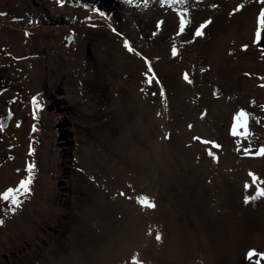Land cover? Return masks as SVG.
<instances>
[{
	"label": "bare ground",
	"instance_id": "1",
	"mask_svg": "<svg viewBox=\"0 0 264 264\" xmlns=\"http://www.w3.org/2000/svg\"><path fill=\"white\" fill-rule=\"evenodd\" d=\"M34 1L30 0L31 19L49 7L48 21L62 22L63 0ZM102 1L104 8L93 9L101 12L90 14L85 26L108 34L112 46L104 41L109 47L99 50L98 56L111 69L98 72L92 83L94 63L84 60L87 71L77 75L74 69L80 65L74 61L69 72L75 76L68 77L72 88L83 91L78 101L96 96L82 120L96 138L89 140L88 147L80 146L81 152L72 150L65 127L62 136L43 139L37 177L31 175L35 168L29 172L27 167L13 179L14 187L21 180L34 181L29 194H17L20 203L25 199L19 213L0 226V264H30L33 259L37 264H132L133 259L139 264H239L237 253L242 248L244 260L238 255L242 264H264L259 257L247 259L253 248L245 244L248 237L264 247V202L244 203L245 197L255 195L257 186L249 173L264 178V157L245 155L246 149L252 153L259 149L250 144L254 116L259 114L257 118L264 122L263 105L256 96L261 88L264 97L260 87L264 69L256 64L264 52L260 56L252 45L257 16L264 6L245 7L257 0ZM115 14L125 24L119 25ZM181 16L186 21L182 34ZM217 20L218 28L210 31ZM150 21L156 26L152 38L145 35ZM207 21L211 23L197 37L195 30ZM4 24L22 39L29 36L25 27H14L6 20ZM86 38L79 44L82 49L88 44ZM125 40L140 55L129 53ZM91 47L96 50L95 44ZM172 48L177 50L176 57ZM202 48L207 51L201 52ZM141 57L150 61L159 85L146 82L147 65ZM185 72L192 84L184 81ZM54 73L47 83V102L54 103L53 109L69 112L73 92L65 85L59 88L63 74L57 69ZM82 74L87 80L81 85ZM161 86L164 97L159 95ZM245 103L256 110L241 107ZM241 110L248 113L246 138L243 129L236 137L231 132L234 116ZM217 119L224 124H217ZM202 121L219 148L211 150L194 139H202L197 125ZM72 152L78 155L74 160L69 158ZM222 152L228 163L224 167L219 163ZM75 162L80 165L75 166L78 176ZM0 177L2 197L13 186L7 187L12 184L4 178L8 174ZM75 179L82 183L85 198L69 210L65 196L74 195ZM139 196L149 197L155 209L137 204ZM3 206L13 210L10 202L0 199ZM260 206L262 212L257 210ZM62 224L64 230L57 236Z\"/></svg>",
	"mask_w": 264,
	"mask_h": 264
},
{
	"label": "rangeland",
	"instance_id": "2",
	"mask_svg": "<svg viewBox=\"0 0 264 264\" xmlns=\"http://www.w3.org/2000/svg\"><path fill=\"white\" fill-rule=\"evenodd\" d=\"M35 1L33 4H35ZM30 3V0H0V16L8 14V19L15 16L18 23L12 25L17 27L23 26L29 31V36L26 39H22L18 36L15 29L10 26L6 27L4 24V28L14 30H2V18H0V175L8 174V177L4 178L12 184L7 185V187L13 186L15 184L13 183L15 176L23 174L26 168H29L31 165H34L31 167L36 169H33V171L31 170V175L37 177L36 173L39 169L38 167L41 165L39 155L43 139L46 137L49 141L51 138L49 135L57 134L59 136L63 134L61 131L62 127H65L64 131L69 135L66 138L68 142H70L72 150L75 148L74 152H76V150L81 152L80 146L88 147L87 143L89 140H95V131L90 129V127L88 128L82 120L85 117L84 111L90 109L91 102L96 96H87L83 102L78 101V97L82 96L83 91L81 89L77 90V88H72V81L70 78L75 76V73L78 75L81 71H87L84 60L94 63L93 73L91 74L93 77L92 83L96 82L98 72L105 73L111 69L108 63L106 66H103L98 56L99 50L112 46V41L108 34L106 32L94 30L93 27L85 26V24H89L88 18L90 14L101 12L94 11L93 9L104 8L105 4L102 0H94L93 2H89V0H63L62 7H60L62 10H60L59 13L62 22L59 20L55 22L51 20L48 21L49 7L45 9V12H43L40 17L31 19L33 16L30 14ZM52 3L54 4L53 1ZM257 6H264V4H261L260 0H257L255 5H246L245 7L255 8ZM54 7L55 5L51 7V10H53ZM122 12L124 11L122 10ZM53 14V17L56 18V13H52V15ZM72 15L75 16V22L71 25H67ZM237 15L239 14H236L235 17ZM115 18L117 22H119V25L125 24L122 17L120 18L117 14H115ZM29 19L31 20L28 21ZM3 21L5 23V20ZM218 21L219 20L213 22V26L209 29L210 31L213 32L218 28V23L220 22ZM152 23L153 21H150L145 34L148 37L151 36L150 38L153 37L152 34L155 33L153 29L156 28L155 24ZM76 25L79 27H74ZM84 35L87 37L86 42L88 44L82 49L79 44L85 42L83 39ZM104 41L111 42V44L107 46ZM93 44H95V51H92L91 46ZM252 45L258 49L257 53L259 55L260 51L264 52V39L259 43H255L254 40ZM131 46L133 47L134 45L131 44ZM200 51L205 52L207 48H202ZM209 54L210 52H208V55ZM261 55V57L257 58L256 64L259 68L264 69V54ZM81 60L83 61L80 64ZM74 61L77 65H80V67L74 69L75 73L73 75V73L69 72V69L73 68ZM56 69L63 74V79L59 88L65 85L69 91L73 92L72 96L70 95L68 99L72 100L69 102L71 104V111L69 112H65L62 108L59 110L53 109L52 106L54 103H48L46 99L48 79L54 78ZM170 77L172 81L175 80L173 74H170ZM86 80L87 77L82 74L80 84H85ZM262 93V89L258 88L256 96L262 103V110L264 112V97L261 96ZM60 96L66 97L63 93ZM87 101L89 102L87 103ZM246 106L249 107L247 103L241 105V107ZM250 109L256 110V108ZM235 110L236 109H234L233 112ZM9 114H11L10 117ZM7 117L10 118L7 122V126L2 128L1 126ZM257 117H259V114L258 116H254L255 122H253V125L256 127L254 131L255 135L250 144H254V148L258 149L264 147V122L261 120L259 121ZM216 121L217 124H224L221 119H217ZM197 125L201 130L202 139L214 141V135L211 130L206 128L204 121L198 122ZM242 146L243 144L239 149H241ZM211 150L213 149L211 148ZM24 154H26L27 158L24 157ZM74 157H78V155L72 152L69 158L74 160ZM219 158V163L222 167L228 165L225 153H219ZM75 166L80 165H76L75 162L73 168L74 175L78 176V174L75 173ZM216 167H219V165ZM227 171V169H222L223 173ZM19 178L20 177H18V179ZM260 180H264V178ZM32 182L29 185V189L31 190L33 185ZM261 187H264V185H261ZM12 188L15 187L13 186ZM72 192L74 195H72L71 198H68L67 195L65 196V207L69 210L73 208L75 202H78V200L82 202V198H85L83 197L84 191L82 183H80L78 179H75ZM256 200L259 201L258 204L261 202L259 205L264 204H262L264 198H258ZM24 203L25 199L21 201L20 205ZM262 207H257V210L260 209L262 212ZM17 213H19V208L10 210L7 206L0 207V220H3V224L0 226L8 224ZM63 227L64 224L59 225L58 229H56L58 232L56 234L57 236L63 232ZM245 244L253 249L261 250L258 251L260 253H264V247L255 244V240L252 238L246 237ZM44 245L45 244H43V246ZM243 249L244 248L237 253L239 264L242 263L239 261L238 255L241 261L244 260ZM30 264H37V261L33 259L30 261ZM243 264H245L244 261Z\"/></svg>",
	"mask_w": 264,
	"mask_h": 264
},
{
	"label": "snow or ice",
	"instance_id": "3",
	"mask_svg": "<svg viewBox=\"0 0 264 264\" xmlns=\"http://www.w3.org/2000/svg\"><path fill=\"white\" fill-rule=\"evenodd\" d=\"M130 2V0H129ZM178 2L183 3L184 0H178ZM261 4H264V0H260ZM236 11H240V8H237ZM211 23V21H207L203 24H201L196 30H195V35L197 37H201L204 33V29ZM157 27H159V24L157 25ZM179 32L182 34L186 28V21L183 18V16H181V18L179 19ZM262 39H264V10H261L257 16V26H256V30H255V42L259 43ZM123 46L125 49H127V51L129 53H133L135 55H140L139 53L134 52L133 47L131 46V44L125 40L123 43ZM244 50H247V45L244 47ZM171 54L173 57L177 56V50L176 48H172L171 50ZM142 59L145 60V64L147 65V71L143 74L146 78V82L151 85L153 82H155L156 84H160L161 82L159 81L156 73L154 72L150 61H148L147 59H145L144 57H141ZM245 75H250L249 73H245ZM183 79L186 83L188 84H192L193 81L190 79V76L187 72H185L183 74ZM261 79H264V77H261ZM260 87L264 88V84H261ZM153 95H156V93H153ZM159 95L161 97L165 96V90L164 88L161 86L160 87V91H159ZM215 95V94H214ZM165 107H167V105L165 104ZM203 118V116L201 117ZM248 113H246L245 111L241 110L239 111L235 116H234V123L231 129L232 135L234 137L240 135V129H243V135L246 138L250 133L248 132ZM189 128L192 127V125L188 126ZM168 137L165 136V139H167ZM195 140L199 141L202 144L205 145H211L212 149H217L220 147V145L216 144L214 141H210V140H204L201 139L200 137H194ZM249 154H253V155H257V156H261L264 157V147L259 148L255 153H252L251 150L246 149L245 150V155H249ZM208 155L211 156L214 160L216 159V157L213 155L212 151L208 152ZM31 166L29 167L28 171L31 172ZM249 176L252 178V182L253 184H256V189H255V195H250L248 197H245L244 199V203H250L251 201H254L258 198H264V187H261L260 185H264V180H260L257 176H255L253 173H249ZM31 183V179H25V180H21L19 182L18 187L15 188H9L7 190V192L0 197V199L6 201V202H10V204L13 207V210H15L16 208L20 207V200L18 198V193H23L25 195L29 194V185ZM249 187V185H245V188L247 189ZM121 195H124L123 193H121ZM137 204H139L142 208L145 209H155L156 205L153 203V201L147 197V196H139L137 198ZM3 224V220H0V225ZM155 239L159 242L161 240V236L159 234H157L155 236ZM255 257H259L261 261H264V253H260L257 252L255 249L249 250L247 253V259H249L250 261L253 260ZM132 264H139V261L136 259H133Z\"/></svg>",
	"mask_w": 264,
	"mask_h": 264
}]
</instances>
